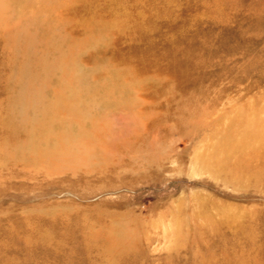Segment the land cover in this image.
Instances as JSON below:
<instances>
[{
    "label": "rangeland",
    "instance_id": "374dc122",
    "mask_svg": "<svg viewBox=\"0 0 264 264\" xmlns=\"http://www.w3.org/2000/svg\"><path fill=\"white\" fill-rule=\"evenodd\" d=\"M0 264H264V0H0Z\"/></svg>",
    "mask_w": 264,
    "mask_h": 264
},
{
    "label": "bare ground",
    "instance_id": "6f19581e",
    "mask_svg": "<svg viewBox=\"0 0 264 264\" xmlns=\"http://www.w3.org/2000/svg\"><path fill=\"white\" fill-rule=\"evenodd\" d=\"M115 235V234H114Z\"/></svg>",
    "mask_w": 264,
    "mask_h": 264
}]
</instances>
